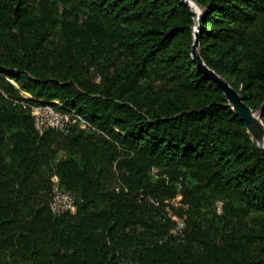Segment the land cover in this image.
Segmentation results:
<instances>
[{"label": "trees", "instance_id": "obj_1", "mask_svg": "<svg viewBox=\"0 0 264 264\" xmlns=\"http://www.w3.org/2000/svg\"><path fill=\"white\" fill-rule=\"evenodd\" d=\"M190 4L204 63L258 110L264 0ZM194 27L182 0H0V264H264V154ZM47 102L89 127L39 133ZM53 174L74 212L50 211Z\"/></svg>", "mask_w": 264, "mask_h": 264}, {"label": "built area", "instance_id": "obj_2", "mask_svg": "<svg viewBox=\"0 0 264 264\" xmlns=\"http://www.w3.org/2000/svg\"><path fill=\"white\" fill-rule=\"evenodd\" d=\"M54 104H60L59 102H47L31 106V114L34 118L35 128L39 133L51 128L61 132H67L71 126L78 124L82 128L89 127L88 122L75 110H59L56 109ZM51 187L49 190V202L48 206L53 214L59 215L64 212L75 211V199L71 193L60 187L59 178L53 174L50 177ZM182 195L177 193L166 205L165 209L168 216L174 221L175 225L171 230V234L174 236H181L185 228V216L177 215L172 212L170 205L173 207H180L186 209L187 204L183 203ZM150 202L156 204V201L149 199ZM221 202H216L217 211L221 209Z\"/></svg>", "mask_w": 264, "mask_h": 264}, {"label": "water", "instance_id": "obj_3", "mask_svg": "<svg viewBox=\"0 0 264 264\" xmlns=\"http://www.w3.org/2000/svg\"><path fill=\"white\" fill-rule=\"evenodd\" d=\"M184 3L190 5V0H182ZM195 27H194V37L191 45V57L194 62L196 69L205 74L211 80H213L223 91L224 96L228 102V105L234 110V112L239 116V118L244 122L247 131L251 135L254 143L264 154V147L262 145L264 137V123L260 118V114L263 110L264 104L258 109H251L243 100L241 95L232 87L230 84L220 75L215 73L210 69L203 61L199 52V33L198 27L201 23V14L194 12Z\"/></svg>", "mask_w": 264, "mask_h": 264}, {"label": "rangeland", "instance_id": "obj_4", "mask_svg": "<svg viewBox=\"0 0 264 264\" xmlns=\"http://www.w3.org/2000/svg\"><path fill=\"white\" fill-rule=\"evenodd\" d=\"M194 10H195V12L197 13V10H196L195 7H194ZM198 13H199V12H198ZM23 95L27 96V94H25V93H23ZM263 141H264V138H263Z\"/></svg>", "mask_w": 264, "mask_h": 264}, {"label": "bare ground", "instance_id": "obj_5", "mask_svg": "<svg viewBox=\"0 0 264 264\" xmlns=\"http://www.w3.org/2000/svg\"><path fill=\"white\" fill-rule=\"evenodd\" d=\"M191 5V4H190ZM192 8V7H191ZM264 138V137H263ZM262 145H263V147H264V141H262Z\"/></svg>", "mask_w": 264, "mask_h": 264}]
</instances>
